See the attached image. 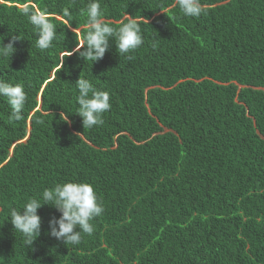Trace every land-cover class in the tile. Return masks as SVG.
Listing matches in <instances>:
<instances>
[{
  "label": "trees",
  "instance_id": "1",
  "mask_svg": "<svg viewBox=\"0 0 264 264\" xmlns=\"http://www.w3.org/2000/svg\"><path fill=\"white\" fill-rule=\"evenodd\" d=\"M89 2L0 0L3 43L21 36L0 78L28 97L21 121L0 97V264H264V0H201L198 18L176 0H100L113 27L140 21L144 43L119 56L110 40L92 63L75 51ZM25 5L56 25L50 49ZM79 77L110 94L102 125L75 113ZM68 181L102 202L93 233L56 239L61 213L43 204L25 246L11 210Z\"/></svg>",
  "mask_w": 264,
  "mask_h": 264
},
{
  "label": "clouds",
  "instance_id": "2",
  "mask_svg": "<svg viewBox=\"0 0 264 264\" xmlns=\"http://www.w3.org/2000/svg\"><path fill=\"white\" fill-rule=\"evenodd\" d=\"M176 4L187 17L198 18L207 11L201 0H176ZM22 11L34 28L35 46L42 52L50 49L53 41L58 39L56 25L52 19L44 11L34 10L30 5H25ZM86 13L87 30L75 49L86 61L92 63L102 59L109 49L110 40L115 41L119 56L129 54L143 45L141 22L135 17L128 15L127 22L121 23L119 27H113L102 16L100 0H90ZM63 15L70 17L71 13L64 9ZM19 39L21 36L14 35L7 44H4L3 37H0V58H7L10 61L16 51L14 43ZM128 58L131 59V56ZM75 82L79 105L75 113L82 117L83 127L102 125L103 114L111 109L109 92L97 89L88 78L79 77ZM0 97H5L11 106V117L15 121H21L28 100L25 85L13 84L0 78ZM63 120L67 121L68 115ZM41 198L43 203L41 199L33 197L23 208H13L10 212L9 219L14 230L22 234L27 247H31L40 235L41 217L37 210L43 204L52 205L61 213L59 218L53 217L49 221L50 235L63 240L67 245H78L82 234L91 235L94 231L91 221L101 216L104 211L94 186L89 182L68 181L56 184L53 188L44 189Z\"/></svg>",
  "mask_w": 264,
  "mask_h": 264
}]
</instances>
